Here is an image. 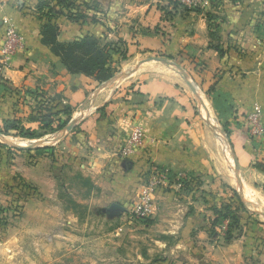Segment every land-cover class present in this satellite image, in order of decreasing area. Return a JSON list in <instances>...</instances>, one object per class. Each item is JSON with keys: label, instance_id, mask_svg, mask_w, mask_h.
<instances>
[{"label": "crops", "instance_id": "crops-1", "mask_svg": "<svg viewBox=\"0 0 264 264\" xmlns=\"http://www.w3.org/2000/svg\"><path fill=\"white\" fill-rule=\"evenodd\" d=\"M37 2L0 0V47L6 26L23 42L0 77V131L3 122L13 118L37 129L30 122L36 99L29 93L36 92L38 100H53L60 109L69 107L72 120L82 116L79 111L91 94L90 110L73 131L44 147L48 150L41 158L0 151V188L16 183L32 188L26 206L42 213L44 228L58 223L59 230L69 231L78 212L68 210L65 200L124 221L149 167L185 174L191 183L181 191L155 193L147 221H153L160 235L176 239L175 249L185 251L180 264H211L207 228L212 211L220 210L227 193L235 189L232 185L245 187L242 192L248 198L255 195L256 185L264 189V137L250 138L245 123V116L257 107L264 129V0H206L200 11L168 8L162 0H107L102 10L107 23H72L56 8L51 24L58 28L59 43L85 36L99 44L127 43L130 58L120 63L126 74L121 88L107 87L96 94L90 77L69 73L43 44ZM109 22H117V33ZM145 55H161L189 73L209 123L225 138L204 125L194 94L172 67L142 63ZM8 88L19 92L22 101L16 107ZM134 128L142 130V144L123 158L119 151ZM4 137L22 147L31 143ZM226 147L235 158L240 185ZM260 230L254 264H264V228ZM152 241L166 246L156 238ZM237 248L229 244L221 263L236 260Z\"/></svg>", "mask_w": 264, "mask_h": 264}, {"label": "rangeland", "instance_id": "rangeland-1", "mask_svg": "<svg viewBox=\"0 0 264 264\" xmlns=\"http://www.w3.org/2000/svg\"><path fill=\"white\" fill-rule=\"evenodd\" d=\"M72 1L79 8L72 9V11H81L92 22H108L102 11L105 9L103 2L105 3L107 0H100L99 2L97 0ZM162 2L163 4L166 3L168 8H178L184 11H200L204 8L192 10L180 6L174 0L169 2L162 0ZM86 22L87 20L83 23ZM109 23L113 25V31L117 33L119 28L117 22ZM45 41L48 42V38H45ZM57 43L69 45L71 42ZM86 47L83 46L78 48L79 50L66 52L67 60L70 63L71 61L85 63V53L88 51ZM121 49H123L122 45L114 44L116 54L118 53L117 50L120 51ZM145 56H142L140 60L151 58V56ZM128 58L130 57H127L126 60ZM153 58L165 59L161 55H156ZM121 62L123 61H119L118 70L110 73L109 79L121 73ZM169 62L174 64L172 61ZM172 70L180 76L174 67ZM184 72L188 81L194 86L189 73ZM90 78L95 82L92 77ZM105 82L95 84L94 90ZM122 82H117L109 87L120 85L121 88ZM182 85L189 89L183 79ZM91 98L92 95L90 94L78 115H86L89 112ZM195 101V106L202 116L204 125H210L219 130V127L209 123L206 112L196 97ZM78 117L76 116L75 119ZM65 119V117L57 119L54 127L60 125ZM71 120L70 118L69 122ZM61 130L48 134L46 141L54 139ZM221 136L225 138L223 133ZM8 138L4 137L9 142L15 143L14 139ZM30 142L34 144L42 142V139L41 141L39 139ZM51 143L43 144L41 147H49ZM224 143H226L225 139ZM226 155L232 164L228 147H226ZM23 186L25 187L22 189ZM232 187L235 189L227 193L229 197L222 203L220 210L212 211V218L208 222L207 235L212 244L210 250L211 264H254L255 249L256 246H259L256 244L257 235H260V229L264 228V189L260 185H256L255 195L248 198L247 196L242 197L241 195H244L242 192H239L242 193L241 195L237 192L236 185H232ZM32 190L30 187L26 188V185L22 183L4 184L0 188V264H180L179 262L184 259L185 251L175 249L177 243L174 237L160 235L153 225V221H147L149 218L135 220L131 217L130 211L126 212V219L122 221L112 218L109 214L97 215L88 212L87 209L84 210L83 206L76 207L70 201L65 200L68 210L78 212L77 222L71 225L69 231L59 230L58 223H51L50 229L44 228L42 213L38 211L34 213L26 206L34 195ZM177 191H181V189ZM230 200L233 201L232 204ZM226 211L230 214L229 219L221 217L226 215ZM120 225L123 226V229H120ZM66 233L69 234V237ZM154 238L160 243H165L166 246L159 247L152 241ZM229 244H237L238 246L237 255H234L236 260L232 259L221 263V258L228 256L226 252Z\"/></svg>", "mask_w": 264, "mask_h": 264}, {"label": "trees", "instance_id": "trees-1", "mask_svg": "<svg viewBox=\"0 0 264 264\" xmlns=\"http://www.w3.org/2000/svg\"><path fill=\"white\" fill-rule=\"evenodd\" d=\"M167 1L169 2L170 0ZM173 5L175 6L174 3ZM56 8L60 10L66 19L72 23H83L86 19H89V17L83 15V13L79 10H76L75 12L72 11V9H79L74 5L72 0H38L36 14L38 19L44 22L41 33L43 44L48 46L50 50L60 58L69 73L82 75L84 77H92L96 84L107 81L110 78V73L118 70L119 61H124L127 59V57H130L128 47L126 45L127 43L125 41L119 43L122 45L124 44L125 46L124 49H121L120 51L117 50V54L114 50V44H105L101 46L99 42L93 39L91 36L78 37L69 45L58 44L56 41L58 28L51 24V22L56 17ZM45 38H48V42L45 41ZM83 46H87L86 50H88L85 53V63H82L81 60V62L71 61L70 63L67 60L68 58L65 56L67 55L66 52L68 53L70 50H79L78 48H82ZM7 91V93L14 98L15 103H13V105L15 107L19 105L22 101L21 97L19 96V92L11 88H8ZM29 95H34L36 99L33 107L31 108V113L34 115L32 116L30 122L35 124L37 129L26 128L21 125L18 118H13L3 122L0 135H13L15 137L31 141L40 139L44 135L52 134L60 129H63L67 125L71 116V110L69 107H62L60 109L53 100H38V94L36 92H34V94L29 93ZM60 117H65L66 119L62 121L60 125L54 127L56 120ZM47 150L48 148H37L34 150H12L9 147L0 144V151L23 153L27 155L28 158H30L32 154L36 155L38 158H41L43 156L42 153L46 152ZM257 167L258 170H263V168L260 166ZM24 187L25 186H23L22 189ZM26 188L28 187L26 186ZM215 213L217 215V212ZM225 213L226 215L221 217L229 219L228 216L230 214L227 211Z\"/></svg>", "mask_w": 264, "mask_h": 264}, {"label": "built area", "instance_id": "built-area-1", "mask_svg": "<svg viewBox=\"0 0 264 264\" xmlns=\"http://www.w3.org/2000/svg\"><path fill=\"white\" fill-rule=\"evenodd\" d=\"M177 4L187 9H200L206 5V0H174ZM23 48L20 35L11 27L6 26L2 35L0 47V77L8 67L11 58ZM247 134L253 140L264 137V129L260 119V109L257 107L245 116ZM143 141V133L139 128H134L127 139L126 144L120 149L119 155L127 158L135 150L139 149ZM191 183V179L185 174H171L165 169L149 167L141 178V186L138 191L137 201L130 210V215L135 220L148 219L153 214V196L160 189H182L184 185Z\"/></svg>", "mask_w": 264, "mask_h": 264}, {"label": "water", "instance_id": "water-1", "mask_svg": "<svg viewBox=\"0 0 264 264\" xmlns=\"http://www.w3.org/2000/svg\"><path fill=\"white\" fill-rule=\"evenodd\" d=\"M149 61H155V62H158L160 64L166 65L168 67H174L178 71V73L180 74V76L182 77L184 83L188 86V88L190 89V91L197 98V100L199 101L201 107L204 109L205 112H207L206 107L204 106L203 102L201 101V98L198 95L195 86H193L188 81L185 72L180 67H178L176 64L170 63L169 61H167L165 59L152 58V57L146 59L142 63L149 62ZM125 76H126V74L125 73H122V72L119 73L118 75H115L114 77H112L111 79H109L108 81H106L105 83L99 85V87L95 91V94L98 93L99 91H101V90H103V89H105V88H107V87H109V86L117 83V82L122 81L125 78ZM84 119H85V116L82 115L80 118L70 121L59 133L56 134V136L54 137V139H52L50 141H42V142H38V143H34V144L29 143L27 146L22 147V146H19V145L14 144L12 142H9L8 140L4 139L3 136L0 135V143L2 145H4V146L9 147L10 149H13V150H34V149L40 148L44 143H49V142L54 143V142L60 140L61 138H63L67 134H69L71 131H73ZM209 128H210V130H211V132H212V134L214 136H219V137L221 136V132L219 130H217L214 127H211L210 125H209ZM230 153H231V158H232V160L234 162L233 172H234V175H235L236 184L237 185H240V179H238V167H237V165L235 163V158H234L231 150H230Z\"/></svg>", "mask_w": 264, "mask_h": 264}, {"label": "bare ground", "instance_id": "bare-ground-1", "mask_svg": "<svg viewBox=\"0 0 264 264\" xmlns=\"http://www.w3.org/2000/svg\"><path fill=\"white\" fill-rule=\"evenodd\" d=\"M244 188H245V187H243V186H242V188L238 187V192H242ZM242 193H243V192H242ZM242 193H240V194H242ZM242 197H244V195H242Z\"/></svg>", "mask_w": 264, "mask_h": 264}]
</instances>
